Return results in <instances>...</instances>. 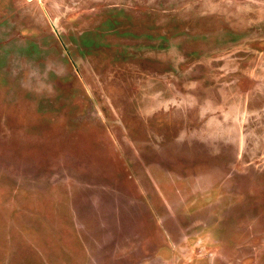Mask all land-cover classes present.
<instances>
[{
  "label": "rangeland",
  "instance_id": "obj_1",
  "mask_svg": "<svg viewBox=\"0 0 264 264\" xmlns=\"http://www.w3.org/2000/svg\"><path fill=\"white\" fill-rule=\"evenodd\" d=\"M0 264H264V0H0Z\"/></svg>",
  "mask_w": 264,
  "mask_h": 264
}]
</instances>
